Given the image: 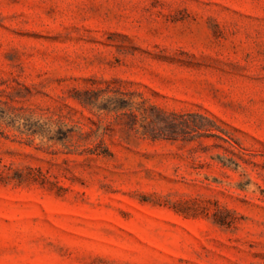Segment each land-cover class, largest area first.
Segmentation results:
<instances>
[{"label":"rangeland","instance_id":"obj_1","mask_svg":"<svg viewBox=\"0 0 264 264\" xmlns=\"http://www.w3.org/2000/svg\"><path fill=\"white\" fill-rule=\"evenodd\" d=\"M0 264H264V0H0Z\"/></svg>","mask_w":264,"mask_h":264},{"label":"trees","instance_id":"obj_2","mask_svg":"<svg viewBox=\"0 0 264 264\" xmlns=\"http://www.w3.org/2000/svg\"><path fill=\"white\" fill-rule=\"evenodd\" d=\"M170 116H172V117H173V116H175V115H174V114H172V115H170Z\"/></svg>","mask_w":264,"mask_h":264}]
</instances>
